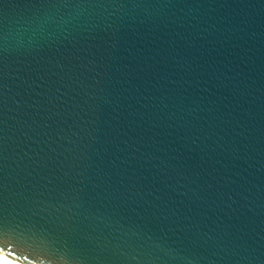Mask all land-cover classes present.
I'll list each match as a JSON object with an SVG mask.
<instances>
[{"label": "water", "instance_id": "1", "mask_svg": "<svg viewBox=\"0 0 264 264\" xmlns=\"http://www.w3.org/2000/svg\"><path fill=\"white\" fill-rule=\"evenodd\" d=\"M0 248L264 264V0H0Z\"/></svg>", "mask_w": 264, "mask_h": 264}, {"label": "bare ground", "instance_id": "2", "mask_svg": "<svg viewBox=\"0 0 264 264\" xmlns=\"http://www.w3.org/2000/svg\"><path fill=\"white\" fill-rule=\"evenodd\" d=\"M10 253H14V252H12L11 250L8 252L7 250H3L2 248H0V258L8 260V261L0 260V264H34V263H32L31 261L28 260L29 258H25V259L28 260L27 261V260L23 259L19 255H16V254L13 255V254H10Z\"/></svg>", "mask_w": 264, "mask_h": 264}, {"label": "snow or ice", "instance_id": "3", "mask_svg": "<svg viewBox=\"0 0 264 264\" xmlns=\"http://www.w3.org/2000/svg\"><path fill=\"white\" fill-rule=\"evenodd\" d=\"M0 260H2V261H8V260H5V259H3V258H0Z\"/></svg>", "mask_w": 264, "mask_h": 264}]
</instances>
